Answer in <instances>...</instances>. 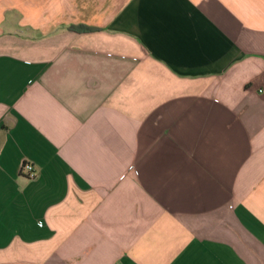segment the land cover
Wrapping results in <instances>:
<instances>
[{
  "label": "crops",
  "instance_id": "obj_1",
  "mask_svg": "<svg viewBox=\"0 0 264 264\" xmlns=\"http://www.w3.org/2000/svg\"><path fill=\"white\" fill-rule=\"evenodd\" d=\"M0 264H264V0H0Z\"/></svg>",
  "mask_w": 264,
  "mask_h": 264
},
{
  "label": "built area",
  "instance_id": "obj_2",
  "mask_svg": "<svg viewBox=\"0 0 264 264\" xmlns=\"http://www.w3.org/2000/svg\"><path fill=\"white\" fill-rule=\"evenodd\" d=\"M20 173L21 175L33 179L36 176V169L34 165L29 161H23L20 165Z\"/></svg>",
  "mask_w": 264,
  "mask_h": 264
},
{
  "label": "trees",
  "instance_id": "obj_3",
  "mask_svg": "<svg viewBox=\"0 0 264 264\" xmlns=\"http://www.w3.org/2000/svg\"><path fill=\"white\" fill-rule=\"evenodd\" d=\"M71 29L75 31H91L93 28L84 26V25H77V26H71Z\"/></svg>",
  "mask_w": 264,
  "mask_h": 264
}]
</instances>
